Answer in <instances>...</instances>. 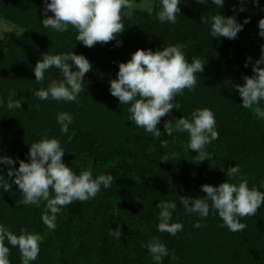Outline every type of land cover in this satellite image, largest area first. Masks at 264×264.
<instances>
[{
    "label": "trees",
    "instance_id": "obj_1",
    "mask_svg": "<svg viewBox=\"0 0 264 264\" xmlns=\"http://www.w3.org/2000/svg\"><path fill=\"white\" fill-rule=\"evenodd\" d=\"M44 6V0H0V17L21 28L0 50V156L12 157L13 167L18 168L20 160L29 161L30 144L44 137L58 138L65 150L63 162L77 174L91 169L93 177L111 174L114 182L109 189L101 186L95 199L63 208L54 231L41 219L46 202L39 207L17 204L22 193L15 184L10 192L0 188V224L17 235L24 228L43 236L39 256L30 264H155L146 247L153 236L169 250L162 264H264V204L256 216L242 219L246 229L232 233L219 226L223 221L218 214L210 211L206 221H201L198 214H185L180 203V196L204 197L201 186L225 182L226 170L236 165L248 177L249 187L264 192V120L242 107V98L233 87L243 85L244 76L254 75L252 64L264 45L258 28V21L264 18V0L258 4L225 0L219 9L211 0L204 4L181 0L175 24L156 18L160 0H155L151 14L135 9L130 19L124 18L125 31L116 40L92 48L75 40L77 32L71 26L67 32L44 28ZM241 7L245 10L240 11ZM218 11L226 17L235 15L242 24L249 19L236 39L211 37L210 24L200 22L202 15ZM168 44H183L189 62L197 57L206 63L197 74L195 90H185L176 98L180 109H172L161 119L158 129L162 136L156 138L129 120L130 105H120L111 95L109 81L117 78L119 63L127 62L137 49L156 51ZM71 51L92 64L78 102L35 97L34 91L48 86L49 77L62 79L60 71L51 68L43 83H37L36 62L46 53ZM248 57L252 61L245 67ZM67 63L71 70H78L71 60ZM10 93L17 94L14 99L24 98L21 109L7 108ZM259 106L264 107V101ZM198 108L215 114L219 138L206 146L210 161L199 162L196 153L187 149V132L174 131L172 136L164 132L165 121L191 118ZM59 112L73 115L68 134L60 131ZM71 133L75 135L69 141ZM161 140H168L169 146L162 147ZM173 152L177 154L174 159L161 161ZM8 168L0 165L5 179ZM161 200L177 204L172 222L182 223L183 230L175 236L157 230ZM198 221L206 226L195 228ZM117 228L123 233L119 239L110 235V229ZM7 246L11 264H22L19 249ZM173 254L178 259H172Z\"/></svg>",
    "mask_w": 264,
    "mask_h": 264
},
{
    "label": "clouds",
    "instance_id": "obj_2",
    "mask_svg": "<svg viewBox=\"0 0 264 264\" xmlns=\"http://www.w3.org/2000/svg\"><path fill=\"white\" fill-rule=\"evenodd\" d=\"M196 2L204 4V0ZM211 2L219 9L223 7L225 0ZM244 2L246 0H241V3ZM251 2L258 4L259 0ZM180 3L181 0H160V10L156 12V18L161 23L175 24L181 11ZM44 5V28L67 32L71 26L77 32L75 40L88 48L116 40L117 36L125 31L124 18L130 19L136 8L147 7L149 14L152 12L151 6L139 5L135 0H44ZM244 10L243 7L240 8V11ZM48 12L53 15L49 16ZM200 22L210 24L211 37L234 40L249 19L246 18L242 24L237 21L235 15L226 17L218 11L211 16L202 15ZM258 28L259 35L264 37V18L258 21ZM3 39V32H0V40ZM120 44L117 40V46ZM184 48L183 44H168L162 50L156 51L137 49L127 62L119 63L117 78L109 81L111 95L119 100L120 105H130L129 120L156 138L162 136L158 129L161 119L170 115L172 109H180L176 98L183 96L185 90L194 91L198 83L197 74L204 71L206 62L197 57H193L189 62ZM69 60L78 70H71L72 65L67 63ZM248 61H252V57L247 58L245 67L248 66ZM261 65H264V45L261 46L259 59L252 64L254 75L244 76L243 85L235 84L233 87L242 98V107L250 110L258 119L264 120V107L259 106L261 101H264V67ZM51 68L58 69L62 79L49 77L48 86L34 91L33 95L42 101L78 102L80 93L84 91V77L92 71L91 62L73 51L56 55L43 54V58L36 62L33 69L35 81L43 83L45 73ZM16 95L9 94L7 108L10 110L21 109L24 98L14 99ZM0 103L3 101L0 100ZM56 119L60 131L68 134L73 115L69 112H59ZM174 131L188 133L187 149L196 153V160L210 161L211 154L206 151V146L219 138L215 114L210 109L198 108L191 113V118L182 116L174 122L165 121L164 132L172 136ZM74 135L75 133L69 134L68 140L71 141ZM161 146L167 148L169 141L161 140ZM64 154L65 150L58 138L44 137L39 142L30 144L29 161L20 160L18 168L13 167L15 160L12 157L0 156V165L9 166L8 179H5L3 170L0 169V188L4 192H10L15 184L22 193V199L17 204L39 207L42 202H46L47 211L41 215V219L51 231L57 228V215L63 208L77 201L95 199L101 191V186L109 189L114 182L111 174L93 177L91 169L82 170L77 174L63 162ZM176 155L175 152L165 154L161 161H170ZM226 175L227 180L218 186L203 184L201 190L206 194L204 197L193 199L180 196V203L185 209V214H198L201 221H206L211 211L213 215L218 214L223 221L220 227H227L232 233L242 232L247 228V225L241 222L242 219L256 216L264 204V192L255 186L249 187L248 177L242 174L238 165L229 167ZM261 187H264V184ZM157 207L160 209L157 225L159 232L175 236L183 230L182 223L172 222L173 212L177 208L175 201L161 200ZM205 226L206 224L200 221L194 225L195 228ZM110 235L119 239L123 233L119 228L115 231L110 229ZM42 240L43 236L38 233L21 228L20 234L17 235L8 226L0 224V264H11V250L7 245L19 249L22 264H30L31 261L37 260ZM146 247L155 264H162L163 259L169 256L167 246L158 236H153ZM172 259L178 257L173 254Z\"/></svg>",
    "mask_w": 264,
    "mask_h": 264
},
{
    "label": "rangeland",
    "instance_id": "obj_3",
    "mask_svg": "<svg viewBox=\"0 0 264 264\" xmlns=\"http://www.w3.org/2000/svg\"><path fill=\"white\" fill-rule=\"evenodd\" d=\"M135 2L139 5L151 6L153 9L155 0H135ZM136 9L148 11L147 7ZM0 32H3L4 36V39L0 40V50H2L10 41L20 34L21 28L0 17Z\"/></svg>",
    "mask_w": 264,
    "mask_h": 264
}]
</instances>
